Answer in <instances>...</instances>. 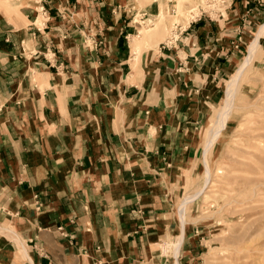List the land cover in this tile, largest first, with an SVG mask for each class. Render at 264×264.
Instances as JSON below:
<instances>
[{
    "label": "crops",
    "instance_id": "1",
    "mask_svg": "<svg viewBox=\"0 0 264 264\" xmlns=\"http://www.w3.org/2000/svg\"><path fill=\"white\" fill-rule=\"evenodd\" d=\"M5 2L0 264H165L155 245L179 233L177 173L192 175L219 77L264 0L178 25L167 43L138 34L155 5Z\"/></svg>",
    "mask_w": 264,
    "mask_h": 264
},
{
    "label": "rangeland",
    "instance_id": "2",
    "mask_svg": "<svg viewBox=\"0 0 264 264\" xmlns=\"http://www.w3.org/2000/svg\"><path fill=\"white\" fill-rule=\"evenodd\" d=\"M134 1L137 2L136 8L155 5L158 10L156 15L148 17L146 21L140 20L137 16L134 18L138 23L139 36L142 38L144 32H148L149 39L154 38L167 43L171 37L170 33H173L178 25L185 27L198 17H207L206 12L211 9L214 1L216 3L218 1L213 7L221 11L223 15L218 20H222L227 16L235 0L230 7L225 8L220 4L221 0ZM5 3V0H0V7H4ZM200 9L204 12H200ZM215 17L211 18L217 19ZM247 18L250 21L246 34L248 36L243 39L244 44L239 48L241 54L226 75L219 77L220 91L211 107L207 109V117L198 130L195 141L196 152L192 155L190 163L185 165L188 170L191 168L193 173L191 176L185 173V178L182 177L184 171L177 173L179 180L177 216L180 202L192 196L204 185L203 160L207 162L210 179L214 182L213 186H208L202 195L185 207V226L188 230L178 251L176 258L178 264H264V148L257 150L261 153L263 161L253 157L246 159L248 164L245 165L237 161L242 156L240 150L246 144L247 134L256 126L254 124L264 113L262 110L264 108V34L260 38L256 55L247 68L246 77L239 84L234 96V105L239 108L233 109L230 118L226 121L225 129L212 143L205 157L202 156L204 142L224 98L225 83L242 62L255 32L264 22V3L257 16ZM134 39L137 40L134 37L132 41ZM244 105L246 108H242ZM180 174H183L181 179ZM227 174L226 180L224 176ZM2 228L0 232L10 238L8 231L11 229L6 224L2 225ZM178 236L179 234L175 233L173 238L158 241L155 245L165 264H175L173 251ZM188 238L191 239L190 242ZM188 243L194 244L190 253L185 251Z\"/></svg>",
    "mask_w": 264,
    "mask_h": 264
},
{
    "label": "bare ground",
    "instance_id": "3",
    "mask_svg": "<svg viewBox=\"0 0 264 264\" xmlns=\"http://www.w3.org/2000/svg\"><path fill=\"white\" fill-rule=\"evenodd\" d=\"M152 29V28H151ZM264 34V22L259 25V28L255 32V36L253 40L250 42L247 50L246 55L242 59V62L236 67L234 70V74L230 77V79L225 83V93L224 98L219 106L218 111L216 112V115L212 122V127L210 128V131L208 133V136L204 142V149H203V158L205 157V154L208 152L209 148L213 145L212 143L217 140L220 135V133L225 129L226 127V121L230 118V115L235 108H239L234 105V96L236 94V91L238 90L239 84L243 81V79L246 77V73L248 72L247 68L250 65L251 60L256 55V51L259 48V41L260 38ZM142 39L147 42L149 40L148 32H144ZM135 39L132 41L133 44V50L136 48L137 42L135 43ZM135 44V45H134ZM136 53V52H135ZM250 106V105H249ZM246 108L244 105L242 108ZM264 111V108H262ZM238 124V123H237ZM256 125L246 136L245 139V146L240 150L242 156L240 159H238V163L241 165L248 164V161L246 159H249L251 157L263 161L261 157V153L257 152V150L264 148V113L260 115L259 120L254 124ZM242 126V125H241ZM240 126V128H241ZM239 128V127H238ZM239 128V129H240ZM238 135V134H237ZM223 136V135H222ZM221 136V137H222ZM240 136V135H238ZM204 166H205V173H204V185L199 190L195 191L192 196L184 198L179 204L178 209V216L180 217V229H179V236L178 240L176 242V245L174 246V258H175V264H178L177 262V256L179 254V248L181 243H183L184 239V226H185V216L184 211L185 207L188 203H191L193 200H195L198 196L202 195L208 186H213L214 182H212V179H210V168L207 165V162L203 160ZM215 170V169H214ZM228 176L225 175L224 179H226ZM217 179V177L215 178ZM244 179V178H243ZM227 180V179H226ZM247 180V179H246ZM248 182V181H247ZM253 189L251 188L250 191ZM186 197V196H185Z\"/></svg>",
    "mask_w": 264,
    "mask_h": 264
},
{
    "label": "built area",
    "instance_id": "4",
    "mask_svg": "<svg viewBox=\"0 0 264 264\" xmlns=\"http://www.w3.org/2000/svg\"><path fill=\"white\" fill-rule=\"evenodd\" d=\"M229 1V2H228ZM233 3V0H221L220 1V4H222L223 6H224V8L225 7H230L231 6V4ZM218 4V1H217V3H216V1H214L213 3H212V7H211V9L208 11V12H206V14L208 15L207 17H209V18H214L215 16V18H220V17H222V13H221V11L218 9V11H217V9H214V5H217ZM199 10V9H198ZM200 12H204L202 9H200Z\"/></svg>",
    "mask_w": 264,
    "mask_h": 264
}]
</instances>
